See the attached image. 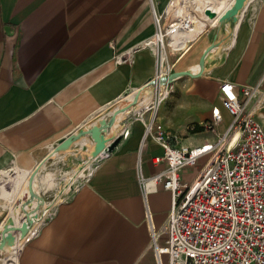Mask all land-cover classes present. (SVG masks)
Segmentation results:
<instances>
[{"label": "crops", "instance_id": "0c3cea01", "mask_svg": "<svg viewBox=\"0 0 264 264\" xmlns=\"http://www.w3.org/2000/svg\"><path fill=\"white\" fill-rule=\"evenodd\" d=\"M170 2L0 0V170H34L76 131L116 107L130 111L105 139L113 148L98 153L83 182L27 240L19 264H158L146 215L164 244L172 192L151 180L166 167L155 162L164 147L146 131L151 113L144 121L135 101L124 103L156 75L158 56L146 42L156 31L155 14L165 16ZM237 13L236 30L227 22L222 28L205 23L187 49L165 47L164 68L177 78L156 122L177 133L179 144L214 142L227 129L232 117L222 103L223 81L241 90L264 76V0H245ZM259 99L255 116L264 128V81L253 102ZM214 108L223 122L191 132ZM123 129L129 135L113 141ZM194 168L183 171L185 181L196 177L200 167Z\"/></svg>", "mask_w": 264, "mask_h": 264}, {"label": "built area", "instance_id": "2783aa9c", "mask_svg": "<svg viewBox=\"0 0 264 264\" xmlns=\"http://www.w3.org/2000/svg\"><path fill=\"white\" fill-rule=\"evenodd\" d=\"M178 21L182 26L177 27ZM155 25L153 38L146 42L158 56L157 72L150 81L164 74L168 82L155 89L140 116L144 120L145 112L151 113L144 120L146 131L164 147V155L155 162L164 161L166 167L151 180L172 192L164 244L157 243L159 231L153 227L149 211L146 215L158 264H264V128L255 116V106L262 99L253 102L264 76L257 85L241 90L223 81L221 99L232 117L227 129L214 142L194 147L179 144L182 138L158 125L156 114L174 89L175 79L168 71L163 73L165 47L179 49L170 42L169 34L177 28H193L194 22L167 11L163 17L155 14ZM222 122V113L214 108L211 118L200 126L213 131ZM128 135L129 130L123 129L113 141ZM197 166L196 177L185 181L183 171ZM140 180L145 181L144 177Z\"/></svg>", "mask_w": 264, "mask_h": 264}, {"label": "rangeland", "instance_id": "374dc122", "mask_svg": "<svg viewBox=\"0 0 264 264\" xmlns=\"http://www.w3.org/2000/svg\"><path fill=\"white\" fill-rule=\"evenodd\" d=\"M237 17L238 13H234L232 10L230 14L223 16L216 28H222L225 26L226 22L230 23V25H233L234 27L237 22ZM229 21L236 22L231 24ZM205 23L212 25L207 21L200 20L198 27L199 25H204ZM200 27L202 28V26ZM149 82L151 84L152 81ZM148 83L145 84V86L148 85ZM128 101H130V99L124 104L128 103ZM137 101L134 102V105L139 108L140 106ZM140 110H142V107L141 109H135L134 111L139 114L140 112L138 111ZM126 116L122 115L118 117L116 113H110L109 116H104L101 120H98L97 123L92 124V126L90 125V130H92L95 126H98L101 131V136L105 141L106 137L109 139V137L113 134L111 133L113 123L118 121L119 127L122 120ZM104 126L107 127V130L103 129ZM200 135L201 134L195 135V139L197 140V137H200ZM83 139H86L85 143L83 142ZM98 153H101V151L97 150L96 143L89 130H85V132L76 131L72 134L70 139L56 145L55 148L51 150L50 155L42 161V164L44 163L45 165L37 175V178L39 179L37 181L38 189H33V194L30 196L26 193L23 197L16 196V199L13 202L14 206L16 207V205H20V203L24 200V207L19 209L16 208L13 211L10 205L5 206L6 201H2V199L0 200V227L1 225L4 226V228H2V232H0V264H5L4 261L11 259V256L14 253V248H16L18 244H22L24 246V244L27 243L28 236H34L33 233L37 232L40 226L50 218L51 214L54 212L53 210L55 206L59 202L63 201L64 198L73 190L77 189V187L87 177L93 166H95L97 159L100 157ZM12 166L10 168H12ZM80 170H83V174H79ZM196 170H198V166L193 169V173ZM28 179H30V176H28L27 180ZM39 198H41L43 202L39 206L35 207L34 202ZM36 214L38 216H36ZM24 215L31 217L28 221L29 223L31 222L28 224V227H23L20 223V220H22L21 217Z\"/></svg>", "mask_w": 264, "mask_h": 264}, {"label": "bare ground", "instance_id": "6f19581e", "mask_svg": "<svg viewBox=\"0 0 264 264\" xmlns=\"http://www.w3.org/2000/svg\"><path fill=\"white\" fill-rule=\"evenodd\" d=\"M234 3H235V0H171L169 5L167 4L168 5V7H167L168 11L171 14H174V16L177 18H184L186 21H193L194 27L191 28V26H188L186 29L184 28L183 31L179 30V28H177L175 30V32L169 34L170 42L173 43L178 48L187 49L192 44V42L198 37V35L200 33V30H201L200 26H203V25H199V27H198L200 20H204V21L211 23L212 25H216L223 18V16L227 12V10L233 8ZM246 7H245V9H246ZM208 10H209V12H208ZM240 21H241V17L239 18V20L234 25V30H236V28L240 24ZM227 24L230 25V23H227ZM180 26H182V24L180 23V21H178L177 27H180ZM213 48H215V47H213ZM213 48L209 49L210 54H212L214 52ZM220 49H221V47H220ZM164 52H165V49H164ZM163 73H167V69H164ZM167 82L168 81H167L166 77L164 76V74H162L161 79H158L156 81H152L151 84L149 82L148 85H146V86L144 85L143 87H141V89L137 90L136 96H134L132 94L131 96H129V99L131 101L132 100L133 101L139 100V102L142 104L140 106V109H141V107L144 108V106H146L150 101H152V99L155 95V92H156L155 89L159 88V87L164 88ZM130 103H132V102H130ZM135 109L136 108H134V110ZM117 111H119V112H117ZM128 112H130V111H128L127 106L123 105L122 107H118V108L116 107V111L113 110L111 113H116V115H118V117H120L122 115H125V116L128 115ZM138 112L141 113L143 111L140 110ZM117 127H118V121H115L113 123L111 133H114L115 130L117 129ZM87 130H89V132H90V126H86V131ZM83 142L85 143L86 139H83ZM44 165H45L44 163L43 164L41 163L40 166L34 170H30V169H26V168L24 169V168L18 167L16 165H13L12 168H10L8 170L3 169L2 171H0V200L2 199V201H6L5 206L10 205L11 209L13 211L16 208L19 209V208L24 207V205H25L24 200L22 201V203H20V205H16V207L14 206L13 202L15 201L16 196L23 197V195L25 193L30 196L33 194V189H35V188L38 189V182L37 181L39 179L37 178V175L42 170ZM33 168H35V167H33ZM81 173L83 174V170L79 171V174H81ZM28 176H30V179L27 180ZM42 202L43 201L41 198L36 200L34 202L35 207L39 206ZM45 207H46V205H45ZM36 216H38V215L36 214ZM30 218L31 217L26 216V215L21 217V219H22V220H20L21 225L23 227H28V224L31 223V222L30 223L28 222L30 220ZM2 228H4V226L1 225V227H0L1 231L0 232H2ZM21 238H23V237H21ZM22 248H23V245L18 244L17 247L14 248V251H13L14 253L11 256V259H9V260L7 259L6 261H4V263L5 264H19V256H20Z\"/></svg>", "mask_w": 264, "mask_h": 264}, {"label": "water", "instance_id": "95a60500", "mask_svg": "<svg viewBox=\"0 0 264 264\" xmlns=\"http://www.w3.org/2000/svg\"><path fill=\"white\" fill-rule=\"evenodd\" d=\"M244 1L245 0H235L234 8L233 9L231 8V9L227 10L225 15L226 14H230L232 10L234 11V13H237L239 11V9L242 8ZM208 12H209V10H208ZM189 73H190V70H187V71H184V72H181V73H178V74H179V76H183V75H187ZM170 78L172 80H174L177 77L174 78L172 76V74H171ZM106 126H104L103 129L107 130ZM90 133H91L92 138L96 142V147H97L98 151H110L113 148L114 144L108 145V147L105 148V141H104V139L101 136V131H100V128L98 126L93 127L92 130H90Z\"/></svg>", "mask_w": 264, "mask_h": 264}, {"label": "trees", "instance_id": "16d2710c", "mask_svg": "<svg viewBox=\"0 0 264 264\" xmlns=\"http://www.w3.org/2000/svg\"><path fill=\"white\" fill-rule=\"evenodd\" d=\"M201 130H203V128L200 125H195L193 127H190V131L193 133L201 131Z\"/></svg>", "mask_w": 264, "mask_h": 264}]
</instances>
